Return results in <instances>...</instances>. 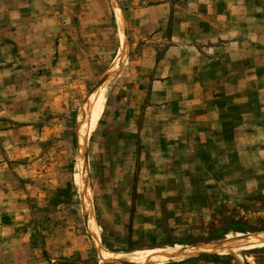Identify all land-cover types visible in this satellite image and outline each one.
Segmentation results:
<instances>
[{
	"label": "rangeland",
	"instance_id": "374dc122",
	"mask_svg": "<svg viewBox=\"0 0 264 264\" xmlns=\"http://www.w3.org/2000/svg\"><path fill=\"white\" fill-rule=\"evenodd\" d=\"M117 2L120 65L111 0H0V264H121L86 191L104 252L264 232V0ZM173 23L211 39L170 49ZM130 264H264V243Z\"/></svg>",
	"mask_w": 264,
	"mask_h": 264
},
{
	"label": "bare ground",
	"instance_id": "6f19581e",
	"mask_svg": "<svg viewBox=\"0 0 264 264\" xmlns=\"http://www.w3.org/2000/svg\"><path fill=\"white\" fill-rule=\"evenodd\" d=\"M114 13L116 15L120 45L123 51V56L120 59L119 65L125 61V24L123 14L118 5L117 0H111ZM118 67V66H117ZM81 123V121H80ZM80 150L83 152V142L82 137L80 138ZM85 178V177H84ZM85 205L87 209V218L89 220L90 230L95 236V245L99 251V259L102 262H113V263H134L143 260H157V259H167V260H177L183 258H190L200 254H212V253H223L225 251H234L253 245L264 243V232L258 234H250L247 236H239L235 239L229 241L211 242L203 245L197 246H184V247H172V248H148L132 251H119V252H104L101 249V242L97 234L95 218L93 215L92 205L88 199V192H85ZM89 228V227H88Z\"/></svg>",
	"mask_w": 264,
	"mask_h": 264
},
{
	"label": "crops",
	"instance_id": "0c3cea01",
	"mask_svg": "<svg viewBox=\"0 0 264 264\" xmlns=\"http://www.w3.org/2000/svg\"><path fill=\"white\" fill-rule=\"evenodd\" d=\"M4 1L7 2L8 0H4ZM176 6L177 5H168L167 2H162V3L156 4L155 6L149 7L148 9L144 8L145 11L147 10L148 12L145 13L146 16L143 19L140 18V21H142V20L144 21V20L150 19L149 14H151L153 12L155 14H159L157 17H155V23H158L160 20L167 19V15H168L169 10L172 7H176ZM207 8L209 10V5H207ZM63 9H64L63 10L64 12H67L66 7L63 8ZM139 11H142V10L140 9ZM70 13H71V11H70ZM14 17H16V16H12L11 18L14 20ZM16 18L19 19L18 18V15H17ZM70 19H71V17H70ZM35 20L36 19H33L32 18V19H30V22H35ZM37 20H43V19L39 18ZM72 20H74L75 23L80 22V17L78 15H75L74 17H72ZM226 20H228V17H226ZM241 20H242V18L235 17L234 19H232V22H238L239 23V22H241ZM64 21H66V20H64ZM58 22H60V21H58ZM220 23L221 22L216 23V24H220ZM171 25L173 26V28H172V30L170 32V37L169 38H171V41H173V42L174 41L175 42H178V41H188L189 39L190 40H194V41H199L201 39L202 40L206 39V37L209 40L211 39L210 33L207 36L205 35L206 37H203L202 36V34L204 33V30H203V32L201 34L196 33V34H194V35H192V36L189 37L187 35V32H186L187 30H186V27H185L186 26L185 23L184 24H181V25H177V26H175L174 23L171 24ZM203 27L204 26H202V29H204ZM200 36H201V38H200ZM218 37H219V35H218ZM161 39H162V37H161ZM175 42L171 45L173 47H171L170 49H175V48H182L183 49V48L189 47L188 46L189 45L188 43H175ZM213 49H215V48L209 47L207 52H209V51H211Z\"/></svg>",
	"mask_w": 264,
	"mask_h": 264
},
{
	"label": "water",
	"instance_id": "95a60500",
	"mask_svg": "<svg viewBox=\"0 0 264 264\" xmlns=\"http://www.w3.org/2000/svg\"><path fill=\"white\" fill-rule=\"evenodd\" d=\"M130 264V263H129Z\"/></svg>",
	"mask_w": 264,
	"mask_h": 264
}]
</instances>
